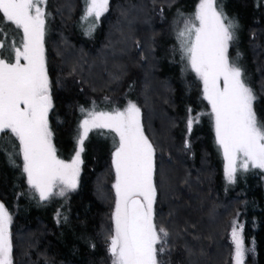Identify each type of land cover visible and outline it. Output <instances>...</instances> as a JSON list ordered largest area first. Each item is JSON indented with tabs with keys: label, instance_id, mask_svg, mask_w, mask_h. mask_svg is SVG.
Wrapping results in <instances>:
<instances>
[{
	"label": "trees",
	"instance_id": "obj_1",
	"mask_svg": "<svg viewBox=\"0 0 264 264\" xmlns=\"http://www.w3.org/2000/svg\"><path fill=\"white\" fill-rule=\"evenodd\" d=\"M219 1L236 24L240 59L255 96L253 107L264 122V0ZM192 2L110 0L109 10L86 37L81 32L88 26L79 21L83 0H47L52 21L46 23L45 63L54 108L49 113V127L60 132L62 139L60 148L53 145L58 158L68 159L60 152H73L67 130L84 99L81 89L89 97L90 92L113 97L132 83L144 134L155 148V219L171 233L170 257L181 264H226V222L237 212L243 243L250 248L244 264H264L261 172L251 167L238 169L234 182L224 187L211 116L202 115L189 131L183 105L190 100L176 69L168 66L159 49L164 29L160 14L187 8ZM21 38L22 32L13 28L7 43ZM101 48L105 52L98 55ZM3 51L7 56L8 50ZM187 70V84L197 83L203 113H209L197 77ZM54 115L60 120L56 125ZM112 146L95 140L84 144L77 187L51 204L42 201L27 183L21 155H9L12 146L5 144L0 151V203L12 217L14 264H94L102 257L109 232L108 157Z\"/></svg>",
	"mask_w": 264,
	"mask_h": 264
},
{
	"label": "snow or ice",
	"instance_id": "obj_2",
	"mask_svg": "<svg viewBox=\"0 0 264 264\" xmlns=\"http://www.w3.org/2000/svg\"><path fill=\"white\" fill-rule=\"evenodd\" d=\"M46 3L47 0H0V151L8 143L13 149L9 155H22L28 184L43 201L75 190L84 141L90 131L114 132L118 137L112 153L114 227L108 237L112 264H164L161 257L169 250L171 233L155 219V148L144 134L140 108L131 101L122 110L81 108L85 118L78 126L75 154L70 161L57 156L49 127L53 100L45 63L44 37L49 15ZM109 3L110 0H83L81 19L89 24V30L109 10ZM217 3L218 0H198L191 16L178 13L183 27L175 29V34L181 60H186V66L202 82L203 99L211 108L210 113L195 116L189 109L188 129L191 131L201 115L211 116L215 141L223 153L225 177L231 183L238 168L264 169V122L254 112L255 96L242 69L229 59L236 24L218 9ZM179 22L178 19L176 23ZM13 28L23 35L19 42L8 44ZM57 188L59 191L54 192ZM11 222L8 209L0 203V264H14ZM232 242L235 264H243L245 248L235 222Z\"/></svg>",
	"mask_w": 264,
	"mask_h": 264
},
{
	"label": "rangeland",
	"instance_id": "obj_3",
	"mask_svg": "<svg viewBox=\"0 0 264 264\" xmlns=\"http://www.w3.org/2000/svg\"><path fill=\"white\" fill-rule=\"evenodd\" d=\"M224 3V0H221ZM193 2H196L193 5ZM191 6L187 5V8L181 7L177 10H174L172 12H170L169 14L167 13H162L160 14V19L163 21L164 23V29H163V34L161 35L160 38V44H159V49L163 55L164 61L168 64V66L170 68H175L176 72L178 73V76H180L181 78V83H182V90L183 93L186 95V97H188V102L190 100L189 103L184 104L183 105V109L185 112V117H184V124L187 123L188 124V118H189V109H192V115L195 116L197 114L203 113V106L202 104L199 102V93H198V88H197V83L195 81H193V83L191 84H187V74H188V70H191L189 67L186 66V60H181V52L179 51V44L177 42V38H176V34H175V29L177 28H182L183 27V18L178 17V13H183L184 17H189L192 14H194L195 9L197 7L198 4V0H193ZM193 5V6H192ZM218 9H222L223 13L231 20H233L228 14L225 13L223 7H222V3H218L217 5ZM46 12L49 13V15L46 18V23L47 22H51L52 21V16L50 14L49 9H47L46 6ZM84 12V9H83ZM83 13L80 16L79 21L81 23H86V25L88 26L87 28H85V30H83L81 32L82 35L89 37L92 32L94 31V28H92L91 30H89V24L82 20ZM179 19V24H177V20ZM98 23V22H97ZM96 23V25H97ZM236 27L234 29V39L230 42L229 44V49H228V55H229V59L231 61H235V63L237 64V66H239L242 71H243V75H244V79L246 84L250 87V79H249V73L247 71V67L244 63V61H242V59H240V50H239V46L237 44V33H236ZM47 31H48V27L46 26L45 28V37H44V47H45V55H46V45H47ZM22 32V31H21ZM23 35V33H22ZM52 48V46H51ZM109 51V50H108ZM105 49L101 48L98 55L100 53H104ZM117 52L121 53L123 52V50L118 49ZM108 54H111V52H106ZM13 62H14V58H13ZM94 64H92L93 66ZM59 65L57 64V68ZM192 72V71H191ZM195 76L196 74L194 72H192ZM197 77V76H196ZM59 78V74H56V80H58ZM131 79V78H130ZM198 83H199V88L201 91V95L203 98V84L202 82L199 80V78L197 77ZM94 82H98V80L95 78H93ZM131 81V80H130ZM132 83L129 84L128 88H125V90H123L119 96H113V97H106L103 95H95L92 92H90V97L88 96L87 93H85V91L83 89L80 90V95L82 97H84V99L82 100V102L78 105V107L76 109L77 110V116H76V120L74 119V121L69 125L67 133L69 135L70 141H72L74 143V149L73 152H70V154L66 153L64 154L63 152H60L61 154H63L64 156L68 157V159H64L61 155L60 159L63 158L62 160L65 161H70L71 158L74 156L75 154V149L77 147L76 144V140L78 137V126L79 123L85 118L84 114L81 112V108L84 109H90L93 106H95L97 111H111L113 108H119V109H123L124 107H126V105L128 104L129 101L135 103L138 107V101L136 99V92L134 91V89L131 87ZM90 90V89H89ZM191 97V98H190ZM101 99V100H99ZM204 100V99H203ZM209 113L211 112V108L208 105L207 101L204 100ZM140 108V107H139ZM254 109V112L256 113L257 119H259V121L261 122L262 120L259 118L262 116L259 115L257 109ZM54 108H52L50 110V112H53ZM49 112V113H50ZM78 117V118H77ZM140 118H141V110H140ZM202 118V115L199 118V121L196 122L194 121V123H199L200 120ZM53 123L54 125H56L58 122H60L59 117L57 116H53ZM212 121V127H213V134H214V140H215V131H214V124H213V120L211 118ZM98 130L100 129H93L92 131L89 132L88 137L85 139L84 144H86L89 140L93 141H98L101 143H108L109 147L112 146V144L114 142L118 143V137L115 136L114 132H111L108 129H102V130H107V131H101L98 132ZM60 132L54 133L53 132V137H52V142L54 143V145H56L57 148H60V143H62V139L59 136ZM115 138V141H114ZM216 143V141H215ZM188 145V143H185ZM7 145H10L7 143ZM84 146V145H83ZM218 148V145H217ZM62 151V150H61ZM114 151V145L111 148V152L109 154L108 157V165H109V170H110V178H109V186L111 189V207H110V211H109V217H108V237L114 227L112 219H111V215L112 212L114 211V204H115V190L112 188V184L115 182V170L112 166V153ZM219 156H220V162H221V180L222 183L224 185V187H228L231 183L233 182H229L226 177H225V172H224V158H223V153L222 151L219 150ZM22 158V155H21ZM22 165H23V158H22ZM239 169V168H238ZM258 171L261 172V181L263 182L262 185L264 186V169H259V168H255ZM26 176V180H27V174L25 173ZM242 177V176H241ZM240 178V177H239ZM28 183V181H27ZM36 191V190H35ZM59 189H54V192H58ZM73 190L67 191L65 193V195L67 193L72 192ZM37 194L39 195V193L37 192ZM63 196L60 195H51L48 199L47 202L51 203V204H57L60 202V200L62 199ZM65 198V197H64ZM154 209H155V204H154ZM236 224L237 226V230L240 231L241 236H242V226H241V218L240 216L236 213H233L227 220L226 222V232H225V243H226V247H227V263L226 264H235V261L233 259L234 255H235V245L232 242V228H233V224ZM107 237L106 240V244H105V250L103 252V255L100 259L96 260L94 264H112V258L111 255L108 251V246H109V239ZM245 254L249 253V247L245 246ZM245 257V255H244ZM161 259L164 261V264H181L180 261L176 258H171L170 255L168 254V252H166ZM244 264V261H243Z\"/></svg>",
	"mask_w": 264,
	"mask_h": 264
}]
</instances>
